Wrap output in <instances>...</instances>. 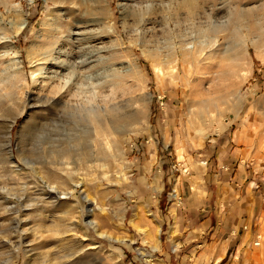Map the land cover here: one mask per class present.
I'll return each instance as SVG.
<instances>
[{"label":"rangeland","instance_id":"374dc122","mask_svg":"<svg viewBox=\"0 0 264 264\" xmlns=\"http://www.w3.org/2000/svg\"><path fill=\"white\" fill-rule=\"evenodd\" d=\"M236 128L238 248L168 204ZM0 264H264V0H0Z\"/></svg>","mask_w":264,"mask_h":264},{"label":"crops","instance_id":"0c3cea01","mask_svg":"<svg viewBox=\"0 0 264 264\" xmlns=\"http://www.w3.org/2000/svg\"><path fill=\"white\" fill-rule=\"evenodd\" d=\"M237 130L223 136H220V132L214 133L207 141L205 160L200 166L203 171L196 178L200 180L198 188L207 194L203 204L195 198L191 200L188 190L183 200L181 196L184 193L178 183L173 189L175 196L168 199V204L172 224L178 230L182 226L184 230L187 225H193L192 231L198 233V238L203 240L222 235L238 248L240 243L237 244V240H240V236L237 233L240 227L247 229L252 224L253 203L249 196L254 193L252 185L255 181L252 180L255 177L251 174L253 170L245 168ZM191 210L197 211L193 221L189 217ZM229 245L227 243L220 249V258L225 255Z\"/></svg>","mask_w":264,"mask_h":264},{"label":"bare ground","instance_id":"6f19581e","mask_svg":"<svg viewBox=\"0 0 264 264\" xmlns=\"http://www.w3.org/2000/svg\"><path fill=\"white\" fill-rule=\"evenodd\" d=\"M56 33V32H55ZM10 78V77H9ZM8 78V79H9ZM7 79V80H8ZM8 85H10L8 88H10V87H12L14 84H13V81L10 79L9 81H8V83H7ZM6 95H11L10 93H7ZM202 102V101H201ZM195 103L196 104H198L199 103V101L198 100H195ZM90 106V108H86V109H83V113H84V115H83V118L85 119H87V117H90V115L92 116V118H94V119H99V117H100V113H103L105 116H106V114H107V110L106 109H104V108H101L100 106H98V107H91V105H89ZM112 107V106H111ZM110 108V107H109ZM193 113V112H192ZM196 113V112H195ZM76 114V113H75ZM81 114H82V112H81ZM78 115V114H77ZM81 117V116H80ZM91 118V117H90ZM85 119V120H86ZM89 119V118H88ZM88 123V122H87ZM86 125V124H85ZM92 128V127H91ZM91 128H90V126L87 128V130L89 131V132H91L92 133V131H91ZM88 224V226L90 227V228H92V229H94V224L92 223V222H89V223H87ZM259 244H260V242H259Z\"/></svg>","mask_w":264,"mask_h":264},{"label":"built area","instance_id":"2783aa9c","mask_svg":"<svg viewBox=\"0 0 264 264\" xmlns=\"http://www.w3.org/2000/svg\"><path fill=\"white\" fill-rule=\"evenodd\" d=\"M258 238H259V236L257 237V239H258ZM253 244L256 245V246L259 245V240H255V241L253 242Z\"/></svg>","mask_w":264,"mask_h":264}]
</instances>
